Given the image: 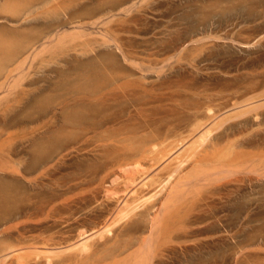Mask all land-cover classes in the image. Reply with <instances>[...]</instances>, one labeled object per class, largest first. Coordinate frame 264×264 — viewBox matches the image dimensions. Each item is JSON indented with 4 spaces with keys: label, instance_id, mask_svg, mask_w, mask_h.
Masks as SVG:
<instances>
[{
    "label": "bare ground",
    "instance_id": "bare-ground-1",
    "mask_svg": "<svg viewBox=\"0 0 264 264\" xmlns=\"http://www.w3.org/2000/svg\"><path fill=\"white\" fill-rule=\"evenodd\" d=\"M6 1L4 0L3 3ZM28 1L29 0H27V2ZM66 1L33 0L28 3L26 2V4H21L22 9L18 8V5L21 3L18 1L19 3L17 2L18 5H16L15 8L16 10L18 8L21 13L18 10L15 12L13 9L11 11L9 8L14 7L11 3L12 6L10 4L8 5L10 7L0 3L2 5H0L1 7L4 6V8L7 7L11 12L14 11L12 19L18 18L19 20L20 16L22 19L23 15H27L26 13L29 12L30 19L28 18V15V17H24L28 18L29 22H35L34 19H36L37 22L42 20L46 23L47 20L44 21L42 19V17H45L44 19L48 18V20L51 21H48V23H54L52 21L53 19L56 18L57 21H60V18L63 16L64 19L65 17L67 18V25H70L71 27L74 26L73 30L69 29L70 31H67V25H63L66 22H63L62 24L60 21V26L58 25V22H56V25L59 27H65V30L60 32L56 25L54 26L52 24L54 27L50 28L49 24L46 23L45 25L47 27L42 24L43 27L45 26V30L42 27V30H44L42 31L41 28L37 29L38 26H40L37 24V28H35V26L33 28L29 27V25L33 24L28 25L25 21L27 19H25V25L27 24L30 32L25 28L22 19V21H19L22 26L17 22V26L19 25L18 27H21L22 30L17 27V32L16 30L10 32V30L14 29V26H16L15 21L14 28L11 24V27H8L11 29H6L7 31L4 30L5 32H8L6 33L8 35L11 33V37L9 36L10 38H13L11 41H9L10 38L8 35H2L3 31L0 32L1 39H4L1 35L7 37L4 41H0V93L1 97H6L5 99L4 97L0 99V102L4 100L10 101V98L13 96H17L16 98H18V96L21 97L20 100L16 99L19 102H22L21 100L24 101L26 98H30V90H25L27 85H38L39 87H36L35 89H37L39 93L43 92L45 86L43 84L40 86L39 83L43 82L44 84H47L50 79L47 78L49 80H46V77L44 78L43 75L37 76L41 72V70L39 72V69L45 70L50 62L52 63L54 59V61H56V58H58L59 55L63 57L64 53L67 56L69 52V56H67L69 58L70 51L74 52L75 56L77 52L80 51L81 53H79V55L77 54V56H79L78 59L81 60L82 56L80 55L84 53L81 50H86V48L91 47V44L98 42L106 47L108 44H112L113 47L115 46V48L121 52L124 61L132 64L134 69L139 72V75L134 73V69L131 71H124L125 69H122V71L120 70V72H118L119 69H115L114 63L112 62L113 57L111 58L110 54H106V56L103 55L105 57H100L103 53L87 49L88 51L90 50L93 52V55L95 56L91 59L96 61L91 63L93 60L90 61L89 58L88 60L90 62H88V65L84 63V66L82 65L83 67L81 66L82 61L81 64L79 62L80 65H78L82 69L79 68L77 70V67H75V70L80 73L78 72V74L76 72L75 74L74 72L73 76H76H74L75 79H73L74 77L71 78L73 79L72 81L69 79L72 74H70L71 70L67 69V72L69 70L70 75L68 74L69 76H67L66 74L65 76L69 77V82L65 76L62 77L63 79H58L59 81L61 80L59 82L61 87H64L63 90L61 89L62 91L59 89L60 95L59 92H57L59 91L57 88L52 91L54 94L51 93L52 86L48 87V89L50 88L49 93L53 94L51 99V94L48 95V98H43L45 94L43 92L42 99L34 94V97H39L38 101L36 102L37 98H34L33 102L35 101V103L31 104V102H29V104L30 106L35 105L33 108L36 109V112L33 108H29L28 113L32 109L33 114L31 111L30 116L32 114L33 116L36 115V117H28L29 114L27 115V112H25L26 115L24 113V117L22 118L21 115L20 118H18L21 113L17 115L18 117L14 116V118L11 115L14 121L17 118L19 119H17L15 123L19 121L18 127H20V132L17 131L18 133L16 132V135L15 132L14 135H11L10 133L8 135L7 133L9 131L6 133L7 129L3 128V125H0L3 130H6L5 132H2V134L4 133L8 135L6 137L0 132V138L1 136H3L2 138H4V136L6 137L2 140L3 142L0 141L1 144L5 143V141H9L7 143H10L9 146L11 147L12 136H15V138L18 137V140H20L17 141L16 139V141L12 142L13 144L14 142H20L19 149L16 148L18 146L14 148L13 145V148H6V150L14 149L17 152L12 151L11 153V151H7L6 153H3L1 149L2 152L0 153V160H2L0 171L9 173L8 175L12 177V180L14 178V180L18 181V185L15 184L14 186L0 182V264H156L155 260L158 257L163 256V258H165L163 254L164 251H166L167 255L172 252L169 251V253H167V250H170L169 247L172 248V245H169L168 243L172 244L175 238L178 241L181 240L178 235L184 237L186 233H190L185 231V233H181V236L179 230L184 227L186 230V225L188 224L190 226L189 228L187 226V228L190 229L192 223L191 220H193L191 219L193 218V216H191L192 213H196L198 209L199 211L203 210L198 206L200 205V202L196 205L197 200L201 199V195L206 196L207 199L211 194L217 196V194L222 192V194H224V199L222 200L224 201L239 199L242 195L244 197L242 191L245 188V185L243 186V184L247 185V181L245 182V180L249 179L250 182H259L260 179L264 178V75L261 80H255L256 82L253 80L250 82L252 78H256L253 75L252 78L249 76L251 79H248L249 83L247 82L245 85L243 84L244 86L241 81L240 83L242 86L240 84L237 86V83L234 84L233 82L232 85V83L227 82L230 78H228L229 80H227V78H219L220 81H225V85L221 86L219 88L220 90L215 92V94L212 93L211 90L216 88H212V84L209 83L210 86L206 83L202 90L199 91V87H197L198 90H194L195 93H191L194 97H190L191 95H189L190 98H186V96L183 95L186 98V101L188 102L189 100V102L182 105L177 103L174 104L176 100L180 99L178 97L180 94L178 93H185L186 90L189 89L184 88L185 90L182 91L180 89L177 93L178 99L173 100L176 94L175 96L172 95L173 93L170 94V89L169 91L167 90L170 87L167 88L168 85L166 87L162 85V90H165L163 89L164 86L167 88L165 92L167 93L168 91V94H170L167 99L161 98L164 96V91H159L162 94L161 97L159 96L161 94L153 92L160 97L161 101L165 99L166 102H173L174 105L168 107L170 112L175 111L177 114L174 112V117L167 116V120L164 119L166 117L160 118V121H158L159 119L154 120L153 117H159V114L161 115L162 111L163 113L165 112L164 114H166V112L169 113V109L162 110L159 107L161 104L162 106L165 104V100L161 102L158 100L159 98H157L154 102H161L160 105L157 104V106L159 105L157 108L158 111L161 109L159 114L157 110L152 111L157 112V114L154 113L155 115H151L153 114L152 112L150 113V116L146 115L147 112L145 114L146 109H144V107L149 105V102L152 103L154 101L153 98H155L152 97V100L151 97H147L152 101L145 100V98L143 99V97L148 96L145 95L146 93L151 92L145 88L146 81L143 85L140 84V81H144L143 78H145L142 74L146 73L149 68L146 69V71L142 69L140 64L135 62L137 60V54L135 51H131L132 49L130 50L128 46L127 48L124 47L119 35L126 32V29L123 30L124 32L121 30L120 32L122 33H120L118 29L108 26L110 22L113 21L112 18L115 17L113 12L115 10L117 11L119 7L125 6L124 8H120V11L123 13L127 12L128 14V11H131L134 7V3L132 2L131 4L132 0H96V8L94 7L95 9L93 10L92 7L89 11L88 9L84 10L86 12L74 11L67 14L66 12L68 9L69 11L70 9L73 10V5H69L70 8L66 9L67 11H64V7L60 9V12L66 14H63L62 16L60 14V17L57 16L58 12L55 9H59V6L62 4L66 5ZM82 1L84 2V0ZM82 1L79 0L78 2L81 3ZM11 2L15 1L12 0ZM67 3L73 4L72 2H69V0ZM127 3L131 5L129 6ZM77 4L79 5V3ZM140 4H138V7ZM37 5L40 8L37 7ZM40 5H43L44 7ZM46 5H51L48 9H52V11L47 10L49 11L48 13L44 11V15L42 16L41 14L43 13H41V7L46 8ZM79 6L77 8H79ZM1 7V14H11L9 13V10H6V12L1 11L4 9ZM86 7L88 8V6ZM86 7L84 8L86 9ZM33 9L38 10L40 13L39 16L37 14L38 12L35 13L36 11L34 12ZM62 9L63 11H61ZM30 10H33L35 13L32 12L33 15H35V18L32 14V16L30 15ZM16 13L18 14V17H15ZM49 13H53L51 14V18L48 15ZM97 14L101 15L97 16ZM0 16L2 17V15ZM36 16L39 18L41 17L39 21ZM1 17L0 21L1 19L3 21L7 19V17H4L5 19ZM32 17L33 20L31 19ZM63 17L61 19H63ZM12 19L11 21L10 19L8 20L12 23ZM90 19L93 21H88ZM85 20L90 23H85ZM84 25L92 28H97L98 26L104 28L99 37L97 36L100 39L96 40V37L93 36L94 33H89V29L87 30L88 33H86L85 30L88 27L84 29ZM3 26H5V24ZM1 28L2 30L5 29V27L0 26V31ZM67 28L70 27L67 26ZM33 29H36V33ZM24 30L28 33H24L23 35ZM37 30H40L43 33H40V31ZM19 31L22 34L19 33ZM12 33H14V37L12 36ZM17 33L19 35H17ZM209 36H207V38H209ZM85 37L91 39L87 40ZM202 39L197 40V42L201 41V46L204 45L202 44ZM199 42L197 44H199ZM195 43L196 41H193L192 44L195 45ZM209 49L210 48H208V50ZM87 50L85 55L88 52ZM74 54L71 55L74 57ZM88 54L90 53L88 52ZM99 54L100 56L97 57ZM65 55L64 57H66ZM61 56L59 58H62ZM72 56L69 58L70 62H64L65 68L69 66L67 63L73 65L72 63H74L75 59L72 62ZM96 57L97 59H95ZM66 58L64 59L66 60ZM100 58L102 59L97 61ZM58 60L59 59H57L56 62H58ZM77 63L75 66H77ZM36 64L38 65V73L36 72L37 75L34 71V68L37 67ZM52 64H54V62ZM168 64L169 63H167V65ZM148 65H145V67ZM165 67L166 66H164V68ZM50 69H52V67ZM150 69L148 71L153 73V71H156L158 68L154 69L151 67ZM30 70L32 74L34 71L36 77H33L35 75H32ZM44 70L42 72H46ZM53 70L54 69L47 71L52 72ZM72 71L74 70L72 69ZM63 72L65 73L66 71L64 70ZM159 72L160 70L157 73ZM30 74L32 77L31 79L28 78ZM135 75H138L139 77ZM211 75L209 76L212 78L207 80L213 79L214 74ZM214 79H217L215 75ZM235 80L236 79H234V81ZM25 81H27V83L23 84ZM65 81L67 83H65ZM63 82L66 85H64ZM226 82L232 86L226 85ZM49 83L51 84V82H48V84ZM56 83H58V81L53 84ZM243 83H245V81ZM59 84H56L58 88L60 87ZM217 84H215V86H218ZM219 85L222 84L220 83ZM209 86L211 90L207 89ZM158 87L154 88L157 93L158 90H161L158 89ZM201 87L202 85L200 88ZM172 88L173 87H171V90ZM47 91L48 90H46V92ZM54 91L58 95H56ZM172 91L174 92V90ZM3 93L6 94L2 95ZM39 93L37 92V94ZM154 93L152 94L153 96ZM139 94H141L140 96L143 94L142 99ZM9 95L13 96L9 97ZM171 95L174 97H170ZM116 96L124 98L119 99L123 102H119H121L120 104L124 103L125 106L121 105L120 107V105L116 103L118 100H115ZM7 97H9V99ZM22 97L26 98L24 99ZM114 97V101L119 109V111L117 110L118 115L120 114V109H123L122 107L125 108L128 103L133 109L130 108V106H127V110L130 108L131 111H126L125 108V112H123L128 113H126L125 116H122L124 113L121 112L122 117L115 114L117 113V106L115 105V109L113 107V104L115 103L111 105L113 108L110 106L111 111H105L106 113L102 111L101 108L105 107L107 102L109 106L112 103L109 104V101H113L111 99ZM143 100L146 102L144 103ZM15 102L13 101L12 103L14 104ZM24 102H22L24 104H22V106L21 103H19L22 108L18 106V103H16L17 105L11 104L12 107L8 102V104H5L4 102L3 104L6 106L10 105V107L7 106L9 109L11 108L10 110H12L14 106H18L26 111L25 109H28L26 107L28 104H26L27 102ZM46 102L47 105L45 104ZM99 104H101L102 107ZM5 105H3V108L6 107ZM157 106H152V108L156 109ZM177 107H179L180 110ZM6 108L1 110L4 111V114L1 112L0 119L7 113L6 111L9 113L10 110L7 108L8 110L5 111ZM16 109L13 111L14 113L18 110ZM108 109L106 108L105 110ZM112 109L115 110L113 116L111 114L113 112ZM13 112H11V114ZM107 112H111V116L108 115ZM6 115L4 116L6 119L3 118V120H7ZM115 115L118 117H115ZM149 117L153 119H150ZM168 117L171 119L169 120ZM8 120H10V117ZM8 120L7 122H9ZM1 122L3 123V121ZM15 123L14 125L16 126L17 124ZM3 124L6 126V122ZM28 124H32L31 128L29 127V130L26 128ZM33 124H37V128L32 127ZM12 125L6 127L10 129ZM0 147L2 148V146ZM86 153H88V156L94 154L96 157L100 154V157L97 158L98 162L95 159L96 157H94L96 161H93L92 157L90 165L94 164L93 166L91 165L90 167L89 164L86 165L84 160V163H82L81 156L83 155L84 157H82L85 159L87 157ZM76 158L81 160H79L80 163H73L74 161L78 162ZM69 162L74 164V172L77 173V176L70 181L71 185L69 184V187L66 188L67 190L64 189L63 192L62 190H58V192L60 191L61 193L60 195L59 193H55L57 192V189L52 190L51 188L50 191L49 184L46 185L48 183L46 181L50 180V177L55 174L57 169H61L62 165L70 164ZM1 173L4 175L3 172ZM249 175L253 177L251 178ZM229 183H234L233 185L236 184L235 188L233 186V189L235 190L231 189L232 186L228 187L233 192L226 188ZM209 186H213L212 189L215 192ZM253 186L257 187L255 185ZM209 188L213 191L212 193L209 191L211 194H205L209 192L201 194L202 190L206 191V189ZM26 189H28L27 191H34V193H31L32 195H30V192H27ZM44 189L46 190L44 191ZM225 189L229 190L230 194H228L229 191H226ZM49 191L51 193L53 192L52 194L55 193V195L59 196H51L48 194ZM223 191H225V193H223ZM36 192H39V194H36ZM43 192L44 195L40 194ZM73 192L78 194L76 195L74 193L79 197V200L64 199L66 193L69 195V193L72 194ZM222 194L220 196L221 198ZM42 195L44 196V199L40 198ZM47 195H49V198ZM61 195L65 196L63 197L64 200H58ZM233 195L234 197H232ZM86 196H88L90 200ZM213 197L215 198V196ZM220 197L218 196L219 200H221ZM82 198L85 199L83 200ZM212 199L209 198L211 202ZM204 201L206 200L204 199ZM204 201L202 200L201 202L204 204ZM208 201L205 202L206 205H202V203L201 205L206 206L207 209H212L211 207H213L212 205L214 204V201L212 202V205ZM208 203L211 207H209L210 205ZM203 211L204 214L209 212H205L206 210ZM195 213L194 216L197 218L198 216H196ZM201 214L202 211L200 215ZM196 218L193 220L194 223L197 224L200 220L199 224H201L202 219L199 218V220L196 221ZM187 220L191 222L188 223ZM195 224H192V231L188 230L191 231L190 234L195 235L199 232H193ZM199 227L200 225L198 228ZM205 230H207L206 227L204 230L201 229L200 233ZM174 231L176 233L178 231L179 233L176 234ZM182 231L184 230H181V232ZM172 233L176 234H174L175 236L173 235L175 238L171 235ZM188 238H191V235ZM176 240L175 245L177 244ZM183 240L184 239H182V241ZM182 241L180 243L183 245ZM186 241L188 242V240ZM186 241L185 243H187ZM184 247L186 248V246ZM165 248L168 249L165 250ZM175 248L176 247H173L174 250ZM172 254L174 253L172 252ZM161 257L160 259H162ZM166 258L163 260H166ZM157 260L159 261V258ZM157 263L161 264L160 261Z\"/></svg>",
    "mask_w": 264,
    "mask_h": 264
},
{
    "label": "rangeland",
    "instance_id": "rangeland-1",
    "mask_svg": "<svg viewBox=\"0 0 264 264\" xmlns=\"http://www.w3.org/2000/svg\"><path fill=\"white\" fill-rule=\"evenodd\" d=\"M3 1L4 0H0V3L2 5L5 4V6H7V7H10V6H8L10 3L13 4L14 7L13 8L10 7L9 9L11 11L13 9L15 12L17 10L19 11V9H22L23 3L26 4V2H27V0H13V1L16 2V4H15V2H11L12 0H10V1H8V0L6 1L5 0L6 2H4V3H3ZM18 1L21 2L19 4L20 6L17 4ZM29 1L31 2L33 0H29ZM60 1H66V0H60ZM67 1L65 2L66 5L62 4V5L59 6L60 7L59 9L58 8L55 9L58 12L57 16L60 17V14L62 16L63 14L72 13L74 11H80V12L82 11L83 12L84 10H87V9L89 11V10H91L92 7H93L92 10L96 8V6H95L96 0H84L85 3L82 0H81L82 1L81 3L78 2L79 0L78 1L77 0L76 1L69 0V2H72L73 4H70V3L68 4ZM141 1L142 0H132L131 4L133 2L134 3V7L131 9V11H128V14H127V12L123 13L122 11H120V8H124L125 6L119 7L117 9V11L115 10L113 12L115 17L112 18L113 21L110 22V24L108 26L113 27L114 29H118L119 32L121 30H122V32H124L123 30L126 29L125 30L126 32H124V33L120 32V33H122V34L119 35L120 39L122 40V43H123L124 47L127 48V46H128L130 50L132 49L131 51H133V52L135 51V53L137 54L136 55L137 60L135 62L140 64L142 69H144L146 71V69H148V68L150 69L151 67H153L154 69L158 68L156 70L157 72L160 70L161 73L160 72L157 73L153 69L154 71L152 73V72L148 71L149 70L148 69L146 73L142 74L143 77L145 76V78L142 77L144 81H140V84L143 85L144 82L146 81L145 82L146 86L145 85L144 86L149 92L150 91L151 92L154 91L156 94H161L160 92L164 91L163 92L164 96H162V94L159 95V96L160 97L162 96L161 98H165V99H167V97H169V95L171 93H173L172 95H174V96L176 94L175 97L172 96V95L170 97H172V98L174 97L173 100L174 99H178V97H179L180 98V99H178L179 101L176 100L177 102L175 101L174 104L177 103V104H181L182 105V104H185V103L187 104L189 102L188 99H187L188 102L186 101V98L194 97V96L191 95V93L192 92L195 93L194 90H198L197 87H199V91H200V90H202V88H204L206 83H208V84L210 83V84H212V86L210 84L209 85L212 88L213 87L216 88V89H212V90L210 89V86L207 88V89H210L212 91V93L215 94V92L220 90L219 88L221 86L225 85V83H224L225 81L221 80V81H223V82H221L219 80V78H227V80H229L228 78H230V80L227 81V82L232 83V85H233V82H234V84L237 83L236 84L237 86H239V84L241 85V83H242V85L243 84L245 85L247 82L249 83L248 79H251L253 76L256 79L252 78L250 80V82L252 80L253 81H255V80L258 81L257 79L261 80L263 78V75H264V0H148V1L147 0H143L142 2ZM76 2L79 3L80 6ZM234 2H235V4H234ZM6 3H7V5H6ZM86 4H88V5H86ZM127 4L129 5V3H127ZM138 4H140L141 6L139 5V7H138ZM16 5H18V8H19V9L17 8V10L15 8ZM43 5H45V4H43ZM43 5H40V6H43ZM69 5H71V6L73 5L72 6L73 8L71 7L73 10L70 9V11H69V9H68V8H70ZM85 5L88 6V8ZM128 5H126V6H128ZM25 6H23V7H25ZM78 6H79V8H77ZM7 7L6 8H4V6L1 7V8H4L1 11L6 12V10H9ZM37 7H39V6L37 5ZM43 7H41L42 10L39 9L40 7L38 8L39 10H41V13H43L44 11H46L47 13L49 11H52V9L51 10L48 9V8L51 7V5L50 6L46 5V8H43ZM84 7H86V9ZM61 8H63L64 11L66 9H68V11L66 10L67 11L66 13H62V12H60ZM63 9L61 11H63ZM33 10L32 11L30 10V12H31L30 15L31 14L33 15V13L35 11H36L35 13L38 12V10H34V12H33ZM47 10H49V11H47ZM11 11L9 13H11L12 15L11 14L7 15L6 13L5 14H1L0 13V15H2V17L0 16L1 18L7 17V19L4 18L5 19L4 21L2 19L0 21V24H1L0 26L1 27H5V29H3V30L1 28L0 32L3 31L2 35L5 34V36L8 35V34H6L8 32H5L4 30L11 29V28H8V27H11V24H12V27H13L15 22H16L15 23L16 26H14L15 28L13 27L14 29L10 30V32H13V30H16V32H17L18 31L17 27L21 23L19 21H22V19H23V22H24L23 24H24L25 28L28 31H30V29H28L29 27L33 28L35 26V28H37L36 27L37 25H40V26H38L37 29L41 28V30H42L43 25H45L46 23H48V21H50V20H48V18L44 19L45 17H42V19L44 21L47 20L46 23L43 22L42 20L41 21L43 23L41 21H39L40 18H41V17L40 18L38 17L39 14H40L39 12L37 13L38 16H36V18L38 17V21L40 22V24H39V22H37L36 19H34L35 22H32L31 20H30L31 22H29V20H28V18L30 19V16L28 14L29 12L26 13L29 17L24 14L22 19H21L20 15H19L20 16L19 20H18V18L12 19V16H14L13 15L14 11L13 12H11ZM19 12L21 13V11H19ZM84 12H86V11H84ZM129 12H130V15H129ZM51 14H53V13H49L48 14L50 16V18L52 16ZM41 15L43 16L44 13L41 14ZM48 15H47V17H48ZM98 15H101V14H97V16ZM34 16L35 15H33V17ZM15 17H18L17 13H16ZM24 17H28V18H24ZM33 17L31 18L32 20H33ZM61 18H60V21L62 22V24H63V22L67 21L66 17H65V19H64V17H63V19H61ZM8 19H10V21L12 19V23ZM25 19H27V20H25ZM24 20L26 21V23L28 25L29 24H33V25H29V27H28L27 24L25 25V21ZM54 20H56V18L52 20L55 24L54 23H48L50 28L51 27L53 28L57 24L56 22H58V25H59L60 21H57V20L54 21ZM88 21L92 22L93 20L91 21V19H90ZM88 21L85 20L84 22L85 23L86 22L90 23ZM17 22H19L18 26H17V24H18ZM67 22L64 23L63 25H67L68 24ZM4 24H5V26H3ZM58 25H56L58 27V28L56 27L58 29V31L62 32L63 30H65L64 26H63L64 27L63 28V27H59L60 25L59 26ZM6 26H7V28H6ZM20 26H22V24ZM67 26L70 27V28H67ZM67 26H66L67 31H70L69 29L73 30L74 26H72V27L70 25H67ZM86 27H88V26L86 25L84 29H86ZM18 28H20V30H22L21 27H18ZM103 29L104 28H102L100 26H98L97 28L96 27H94V28L88 27L85 31H86V33H88V31H90L89 33L92 32V33L96 34V35L93 34V36L96 37V40H99L100 38H98V37L102 33ZM25 30L23 32V35H24V33H26ZM33 30H35L34 32L36 33V29H33ZM33 30H32V33H33ZM44 30H45V28H44ZM44 30H42V31H44ZM37 31H40V30H37ZM14 33H15V31H14ZM14 33H12V36H13ZM19 33H21V32L19 31ZM40 33H43V32L40 31ZM10 34L11 33H9L8 37L10 36ZM2 35H1V37H3L4 39L7 38V37L2 36ZM15 35H16V33H15ZM17 35H19V34L17 33ZM209 35L211 37H213V38H211ZM207 36H209V38H207ZM88 37H85V38H87V40H90L92 38L90 36L91 38L88 39ZM4 39L0 38V41L1 40L4 41ZM12 39L13 38H10L9 41H11ZM199 39H202V44H204L205 46L204 45L201 46V41L200 42L198 41L199 44H197L198 43L197 40H199ZM208 39H210V40H208ZM6 41H7V39H6ZM193 41H196L195 45L192 44ZM173 44H174V46H173ZM199 46L201 47V49H200ZM95 47L97 48V50H96ZM162 48H164V49H162ZM185 48H187V49H185ZM194 48H198V49H194ZM203 48L206 49V50H204ZM208 48H210V49L208 50ZM87 49H90L91 51L95 50L97 52L103 53V54H101L102 56H100V54H99V55H97V57L98 56L105 57L106 54H110L111 56L110 55H107V56H110L111 58L113 57L112 58V62L114 63L115 69H117V70L119 69L118 72H120V70L122 71V69L123 70L125 69L124 71H129V70L131 71V70L134 69V66L132 64L126 63V61H124L121 52L119 50H117L115 48V46L113 47L112 44L111 45L108 44L107 47H106V46H102L98 42V43L91 44V47L86 48V50ZM183 49H185V50H183ZM86 50H81L82 52H84L83 54L80 55V56H82L81 60L78 59L79 56H77V54L79 55V53H81L80 51L77 52L76 56H75L74 52L70 51V57L69 58H71V56H72L71 54H74V57L72 56L71 61L73 62L74 59H75V61H74V63H72L73 65L67 63L69 66L65 65V66H67L66 68L64 67V62L65 61L66 62H68V61L70 62V59L67 57V56H69V52H68L67 56L65 55V53L63 54V57H64V55L67 57V58L64 57V58H66V60L61 55H59V57L61 56L63 58V60H62V58H59V57L56 58V61H57V59L60 60V62L58 60V62H59L58 63V62L54 61L55 60L54 59L53 60L54 64H52L53 62L52 63L50 62L47 65L48 67H46L45 70L43 69L46 72H42L43 70L39 69V72H40V70H41V72L38 75H37V73H38V71H37L38 65L36 64L37 67L34 66L35 67L34 71H35V73L37 72L36 75L37 76H40V75L42 76L43 75L44 78L46 77V80L50 79L48 82H51V84L50 83L48 84V82H47V84L46 83L44 84L43 82L39 83L40 86H42V84L45 86V90L43 91L45 94L43 92L39 93V91L37 89H35L36 87H39L38 85L37 86H35V85H33V86L29 85L28 86L27 84H26L27 86L25 85L26 86L25 90H27V91L30 90V92L32 93V95H31V93H29L31 101H30V98H28V99L26 98L27 96L26 97H22L24 99L26 98L24 101H26L27 103L24 102L23 100H21V101L26 103V104H28L26 106L28 109H25L26 111L21 109L22 108L21 106H22L23 103L18 101L21 98L19 96H18V98H16L17 96L9 95V97L13 96L12 98H10L11 100L13 99L12 102L13 101L15 102V100L18 99V100H16V102L14 104H16L18 102L21 103V106L18 103V106H20L21 108L18 107V106L17 107L14 106L15 109L16 108L18 109V110L16 109L18 111V112L15 111L16 113L13 112L15 110L14 107L12 108V110H10L11 108L10 109L8 108V107H10L11 104L14 105L11 102V100L10 101L9 100L8 101H5V100L2 101L1 100L2 102H0L1 103V106H0V117H1V114L4 112V111H1V110L6 108L8 105L6 106L5 104H8V103L10 105L7 108L11 112H13L15 114V115L13 113L11 114L10 111L8 113V111H6L8 109L7 108L5 109V111L8 113V114L6 113L7 115L5 114L7 116V120L9 119V117H10V120H8L9 122H7V120H5L6 118L4 117L5 115L2 116L3 118H5L4 120H3V118L0 119V123H1L0 125H3V128L7 129V131L3 130L2 126H0V129L2 130V131L0 130L1 134H2V132H5V131H6V133L9 131L7 133L8 135H9V133L11 135H14V132H15V135H16L18 132H20V130H19L20 127H18V122L19 121H17L16 123H15V121L18 118H20V115H21V118L24 117V113L25 112H27V115L29 114L28 117H30V118L36 117L35 113H34L35 116L32 115L33 114V110L34 111L36 110V109L33 108V107H35V105H33V106L31 105L32 106L31 107L30 104H29V102H31V104L35 103V101L33 102V99L34 98L36 99L37 97L36 96L34 97V94L38 95L40 97V99H42L43 94H44L43 98H48V95L53 93L52 91L55 88H57L58 90L59 89L63 90L64 87H61V85L59 84V82L61 80L59 81L58 79H61L66 74H67V76H69L71 73H72L71 74L72 77H71V75H70V78L66 77V76L65 77L67 79L69 78L71 81L73 79H75L74 76H76V75L73 76L74 72H75V74H76V72L77 73L79 72V71L75 70V67H77V70L79 68L82 69L81 67H79V65L81 64V61H82L81 66L82 65L84 66V63H86L88 65V62H90L92 60L93 61L91 63H94L96 60L94 61V59H91V58H94L95 55H93V52H91L90 50L89 51L87 50L90 54H88V52H87V54L85 55ZM103 55H105V56H103ZM178 55L181 56V57H179ZM97 57L95 59H97ZM89 58H90V61L88 60ZM101 59L102 58H100L97 61H100ZM76 60H78V61H76ZM162 60H164V61H162ZM35 62L38 63L37 61H35ZM62 62H63V65H62ZM79 62H80V64H79ZM76 63H77V66H75ZM96 63H98V62H96ZM167 63H169V64L167 65ZM58 64H59V67H58ZM49 65L52 67V69H54L53 70L54 72L53 71L52 72L47 71V70H52V69H50L51 67ZM145 65H148V66L145 67ZM160 66H163V67H160ZM164 66H166V67L164 68ZM85 67H86V65H85ZM143 67H145V68H143ZM159 67H160V69H159ZM62 69H63V71L65 70L66 72L64 73L62 71ZM67 69H69L71 71L73 69L74 71H72V72L70 71V74H69V70L67 72ZM58 70H59V72H58ZM34 71H33V74H34ZM134 71H132V72H134V73L139 75V72L136 71V69H134ZM30 73H31V70H30ZM31 74H30V76H28V78H30V79L32 78ZM211 74H214L215 77H217V79H214V75H213V79L207 80L209 78H212V77L209 76ZM217 74H220V75H217ZM224 74H227V75H224ZM260 74H261L262 77L260 76ZM36 75L33 76V77H36ZM138 75H135V76L139 77ZM249 76H251V78ZM47 78H49V79H47ZM71 78H73V79H71ZM55 79H56V81H58V83H56V84L57 85L59 84V86H60L59 88L56 86V84H53V83L56 82ZM69 79L67 80L68 82H69ZM234 79H236V80L234 81ZM240 81H241V83H240ZM244 81H245V83H243ZM227 82H226V85L232 86L231 84H229ZM25 83H27V81H25L23 84H25ZM65 83H67V82L65 81ZM65 83L63 82L64 85H66ZM220 83L222 85H219ZM215 84H217L218 86H215ZM64 85H62V86H64ZM151 85L154 86V87H152ZM156 85H157V87L159 86L158 89H161V90H162V88H161L162 85H164L165 87L168 85L167 88L168 87H170V88L167 89V88H165L163 86V89H165V90L167 89L168 91L170 89V91H169L170 94H168L169 93L168 91L166 93L165 90H162V91L158 90V93H157V91H155L156 89L154 90V88H157ZM201 85H202V87L200 88ZM48 87H51V93H49L50 92V88L48 89ZM171 87H173L172 90H174V92L171 90ZM184 88L189 89V90H186V92H185L188 95H186L184 92L183 93L181 92L182 94L178 93L180 89H181V91L185 90ZM46 90H48L47 91L48 93L46 92ZM60 90L59 91L56 90L57 92H59V95H60ZM191 90H193V91H191ZM36 91L39 94H37ZM150 93H146L145 95H148L146 97H143L144 93L142 94V96H140L141 94H139L141 99H142V97H143V99L145 98V100H149V101H152L154 99V101L152 103L151 102H149L150 104L147 103L149 105L145 104L146 107H144V109H146L145 110V114L147 112V114H146L147 116L148 115L150 116V113L153 110H157V112L159 114V112H161L160 111L161 109L162 110L169 109V107H171V105H174L173 102L171 103V102L167 101V102H169V103H167L165 99H164L165 101L162 99L164 101V103H165L162 106L161 102H163V101L160 100V97L157 96L155 93H154V96L152 95L153 93H151V94ZM177 93L180 94L181 96L179 95L177 97ZM4 94H6V93H3L2 95H4ZM29 94H28V96H29ZM53 94L50 95V99H51V97H53ZM55 94H56V92H55ZM56 95H58V94H56ZM183 95L186 96V98ZM189 95H191V96L189 97ZM7 96H8V94H7ZM45 96H47V97H45ZM3 97L4 96L1 97V93H0V99H2ZM9 97H7V98L9 99ZM147 97H151V99H152V97H155L156 99L153 98L152 100H150V98L148 99ZM5 98L6 97H4V99ZM38 98L36 99V102L38 101ZM157 98H159L158 100L161 101L160 103H154L157 100ZM114 99H115V97L111 99L113 101H109V104L112 102L109 106H108V102L105 104V107L107 109L110 108L108 110H105L106 109L105 107H103L104 108V110H103V108H101L102 107L101 104H99L101 106L100 107L101 110L104 111V112L105 111H111V107H112L111 105L113 103H115ZM119 99H124V98H121V96L120 97L116 96L115 100L118 101V102L116 101V103H118L120 105V107H121V105L125 106L124 103L120 104L123 101H121ZM134 99H135V97H134ZM145 100H143L144 103L146 102ZM119 101H121V102H119ZM184 101H186V102H184ZM3 102L5 104H3ZM124 102H125V100H124ZM116 103L113 104L114 109H115V105L117 106ZM45 104L47 105V102ZM154 104H156V105H154ZM157 104H159V105L161 104L160 106L158 105L161 108L159 111L157 109L158 108ZM3 105H5L6 107L3 108ZM12 105H11V107H12ZM151 105L153 107L157 106L156 109H153ZM127 106L128 107L130 106L129 103L125 107L126 111H128V110L131 111L130 108H132V107L130 106V108L127 110ZM149 106H151V107H149ZM165 107H167V108H165ZM29 108H33V110L31 109V111H32L31 116H33V117L30 116L31 111L28 113ZM122 108L123 109H120V112H119L120 114L119 115H118V112H117V110L119 111L118 106H117V109H116L117 113H115L114 109H112V111H113L112 113L111 112H109V113L107 112V113L110 116H111V114L113 116V114L115 113V114H117L120 117L121 114H122L121 112H123V111L125 112V108L124 107H122ZM150 108H151V110H150ZM177 108L179 109V107H177ZM22 111H24V112H22ZM165 111H167V110H165ZM157 112L154 111V112H152L153 114H151V115H155L154 113L157 114ZM172 112H170V109H169V113L166 112V114H164L165 112L163 113V111H162L161 112L162 116L159 114V117L158 116H154L153 118H154V120H158L159 119L158 121H160V118L166 117L164 119L167 120V116L174 117V115L177 114L175 111H172ZM174 112H175V114H174ZM19 113H21V114H19ZM126 113H128V112H126ZM126 113H124V115L122 114V116H125ZM18 114H19V117L17 116ZM172 114H173V116H172ZM11 115L13 116V118H14V116H16L18 118L14 121V119L11 117ZM25 115H26V113H25ZM117 115H115V117H118ZM151 117H149V118L153 119ZM168 119L170 120L171 118L168 117ZM11 120H12V122H11ZM1 121H3V123L6 122V126L9 125L8 127H10V125L13 124L12 125L13 128L12 127L10 129L7 128L6 126H4V124ZM8 123H10V124H8ZM14 123L17 124V125L15 126ZM31 125L32 124H28V126H26V128H28L27 130H29L31 128ZM34 125H36V126H34ZM32 127H36L37 128V124H33ZM4 135L6 137L8 136L6 134H4ZM5 136H4V138H6ZM2 137L3 136H1V138H0L1 142H3L2 140H4V138H2ZM12 137H13L12 142L16 141V139H17V141H20V140H18L19 139L18 137L17 138H15V136H12ZM1 142H0V146H2V148L0 147V153L2 151H3V153H6L7 151L8 152L11 151V153H12V151H16L14 149L6 150V148L10 147L9 146L10 143H7L9 141H5L6 144L5 143L1 144ZM12 142H11V147L10 148H13V147L15 148L16 146H18L16 148L19 149V147H20L19 143L20 142H18V143L14 142L15 146H14V144ZM16 144H18V145H16ZM12 145H13V147H12ZM1 149H2V151H1ZM4 150H5V152H4ZM13 153H15V152H13ZM83 153H85V152H83ZM79 154H81V153H79ZM86 154H87V157L85 158L86 160L83 158L84 157L83 155H82L83 157L81 156L82 163L85 162L86 165H88V164L90 165L92 157H93V159H92L93 161L96 159L97 162H98L97 158L100 157L99 153H97V154H99V156L97 155L98 157H96V155L94 156V154H90L89 156H88V153H86ZM94 157H96V158L94 159ZM80 159L76 158V160H78V162L77 161H74V162L72 161V162L73 163L76 162L75 164L80 163L79 162ZM15 160H16V158H15ZM83 160H84V162H83ZM88 160H89V162H88ZM0 161H1L0 162V164H1L2 160H0ZM72 162H69L70 164H65L67 166L62 165L61 166L62 168L61 169L59 168L60 170L59 169L56 170V172L54 174L55 176L52 175L50 177V180L48 179L49 181H46L48 183L47 184L45 183V184L46 185L49 184V187H50L49 190L50 191H51V188H52V190L53 189L54 190L57 189V192H55V191L54 192L57 193V194L59 193V195H60L61 194L60 193L61 190L63 192L64 189L69 187V184L71 185L70 181L75 176H77V173L74 172L75 171L74 170L75 167L73 166L74 164ZM91 165L93 166L94 164H91ZM91 165H90V167H91ZM70 167H72V168H70ZM1 172H3L4 175H2ZM8 174L9 173H6L4 171H0V182H4L5 184L11 185V186L12 185L14 186L15 184L18 185V183H17L18 181L14 180V178L12 180V177H10ZM5 175H7V176H5ZM249 177L252 178L253 176L249 175ZM246 181H247V185L243 184V186L245 185L244 186L245 188L242 191V193L244 194V197H243V195L240 197V198L243 197L242 199H240V198L238 199L237 198V199H234V200H225L224 201V200H222V199H224L223 198L224 194H222V192L220 194H217V196L215 194H211L214 191L212 189L213 186L212 187L209 186L213 191H211L210 188L206 189V191L202 190L201 194L205 193V192H209V191L211 192V193L209 192V193H205V194L206 195L207 194L208 195L209 194L212 195V196L209 195L210 196L209 198L210 199L213 198L212 202L214 201V204L212 205V202H211V200H209V198L206 199V196H204V195L202 196L200 194L201 195L200 196L201 199L197 200V204L196 205H198V203L200 202V205H198V206H200L203 210H206L205 212H207V211H209L210 208L207 209L206 206H202V205H204V204L206 205L205 202L209 200L208 202H210L211 205L213 206V207H211V205L209 203L208 204L210 206L207 205V206L212 208L209 211L210 213L208 212L207 214L206 213L204 214L203 210L199 211V209L197 208L198 209L197 212L196 213L194 212V213L198 217L196 218L194 216V213H192L191 216H193V218H191V219L195 220L194 218H196L197 219L196 221H198L199 218H201L202 219V221H201L202 223L199 224L200 223V220H199V223H197L195 221L197 223V224H195L193 220L188 219V220L192 221L191 228L188 229L189 226H190L188 224V225H186V230H185V227L183 229L179 230L180 231V235H181V233H185V231L191 233L192 224H195V228L193 226V228H194L193 232L199 231V232H197L198 235L195 234L197 237L195 235H193V234L186 233L188 235L185 234V236H184L185 238L184 237H180L178 235V237L181 238V240L178 241V240H176V238L174 236L177 233H179V232L177 231V233H176L174 231L176 234L175 233L171 234L172 236L175 234L173 236V238H175L173 240L174 242H172V244L168 243L169 245H172V248L169 247L170 250H167L168 248H165V250H167V253H169V251L170 252L172 251L174 254H172V252H171V253H169V255H167L166 251H164V253H163L164 257L166 258V256H167V258H169V259L166 258V260H163L165 258H163V256L162 257L160 256L162 258V259H160V257H158L160 263L161 264H170V263L171 264H264V178L260 179L259 182H255V181L250 182L249 179L245 180V182ZM52 184H54V185H52ZM233 184L234 183H232V184L229 183V185L227 184L226 188H228L229 186L230 187L232 186L231 189L235 190V189H233V186L235 188L236 184L235 185H233ZM252 184L257 186V187H254ZM251 185H252V188H251ZM18 187H20V186H18ZM47 187H45V188H47ZM53 187H55V188H53ZM228 189L230 190V188H228ZM27 190L28 189H26V191ZM45 190L46 189H44V191ZM58 190H60V191L58 192ZM225 190L229 191L227 189H225ZM232 190H230V191H232ZM42 191H43V189H42ZM47 191H48V189H47ZM50 191H49V193L47 192L49 195H51V196L54 195L56 197L59 196V195L58 196L55 195V193L52 194L53 192L51 193ZM230 191H229V193L228 192L227 193L230 194ZM27 192H30L29 193L30 195H32L34 193V191L33 192L32 191H27ZM74 193L76 194V192H73L72 194L69 193V195L66 193L65 194L66 197L64 195H61L58 200H64V199L65 200L66 199L67 200H75V199L79 200V197L76 196L78 194L75 195ZM223 193H225V191H223ZM29 194H27V195L30 196ZM36 194H39V192L38 193L36 192ZM40 194L44 195V192L40 193ZM45 194H46V192H45ZM221 194H222V198L220 197ZM49 195H47L48 198H49ZM42 196L40 198L44 199V196H43V198H42ZM213 196H215V198L217 197L216 200H215V198ZM218 196L220 197L221 200H219ZM63 197H65V198L63 199ZM82 197H83V195H82ZM86 197L88 198V196H86ZM202 197L206 201H204V199ZM232 197H234V195ZM48 198H46V199H48ZM82 199H80V200H82ZM98 199H101V198H98ZM255 199H257V200H255ZM202 200L204 201V204L201 202ZM221 201H223V202H221ZM201 203H202V205H201ZM211 210H212V212H211ZM195 211H196V209H195ZM198 211H199V213H198ZM201 211H202V214L200 215ZM214 216H216V217H214ZM202 217L204 218V220H203ZM211 217H212L213 220L211 219ZM187 221H186V223H187ZM190 222L188 221V223H190ZM198 224L200 225L201 228L200 227L198 228V226H199ZM187 226H188V228H187ZM205 227H206L207 230L201 231V233H200V230L201 229L204 230ZM240 227H241V229H240ZM181 230H184V231L181 232ZM188 230H191V231H188ZM189 234L191 235V238H188V237H190ZM182 239H184V240L182 241ZM175 240L177 242L176 245H175ZM186 240H188V242ZM181 241L183 242V245L186 244V245H184V246H186V248L180 243ZM185 241L187 243H185ZM168 244H167V247H168ZM165 247H166V245H165ZM173 247H176L175 250L173 249ZM171 249H173V250H171ZM165 254H166V256H165ZM157 259L155 260L156 264H159V263H157V262H159ZM161 260H162V262H161ZM168 260L170 261V263H169ZM155 261H154V263H155ZM163 262H165V263H163Z\"/></svg>",
    "mask_w": 264,
    "mask_h": 264
}]
</instances>
